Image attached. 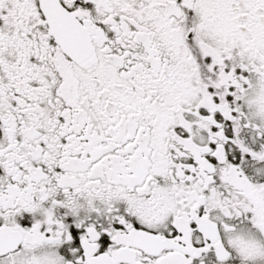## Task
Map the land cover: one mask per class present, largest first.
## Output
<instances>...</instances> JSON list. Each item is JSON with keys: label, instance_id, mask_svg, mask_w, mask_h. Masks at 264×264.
Instances as JSON below:
<instances>
[{"label": "snow or ice", "instance_id": "1", "mask_svg": "<svg viewBox=\"0 0 264 264\" xmlns=\"http://www.w3.org/2000/svg\"><path fill=\"white\" fill-rule=\"evenodd\" d=\"M0 264H264V0H0Z\"/></svg>", "mask_w": 264, "mask_h": 264}]
</instances>
